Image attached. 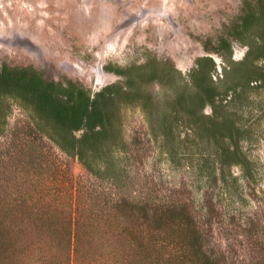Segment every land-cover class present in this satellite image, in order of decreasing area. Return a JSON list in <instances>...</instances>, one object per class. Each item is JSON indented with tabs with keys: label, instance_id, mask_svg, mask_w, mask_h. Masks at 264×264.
<instances>
[{
	"label": "trees",
	"instance_id": "1",
	"mask_svg": "<svg viewBox=\"0 0 264 264\" xmlns=\"http://www.w3.org/2000/svg\"><path fill=\"white\" fill-rule=\"evenodd\" d=\"M234 42L248 48L242 60ZM203 46L223 58L222 75L209 55L184 75L150 52L105 67L121 78L93 90L0 64V137L20 109L36 134L118 192L104 220L85 204L59 217H0V264H264V164L255 152L264 142V0H244L239 18ZM130 112L154 155L183 175L169 199L122 194L139 163L126 140Z\"/></svg>",
	"mask_w": 264,
	"mask_h": 264
},
{
	"label": "rangeland",
	"instance_id": "2",
	"mask_svg": "<svg viewBox=\"0 0 264 264\" xmlns=\"http://www.w3.org/2000/svg\"><path fill=\"white\" fill-rule=\"evenodd\" d=\"M243 2L0 0V64L33 65L50 80L70 78L93 90L121 78L105 67L140 63L150 52L172 60L184 75L198 57L209 55L222 75L223 58L206 52L203 42L216 43L239 18ZM247 49L234 42L233 59L242 60ZM129 116L126 140L139 163L122 194L146 196L157 190L158 196L169 199L168 189L179 186L183 175L154 155L140 115ZM9 121L8 133L0 137V217H59L82 204L87 215L103 220L112 215L110 206L118 192L36 134L22 110L15 109ZM255 152L264 164V142ZM17 202L22 205L15 207ZM106 228L109 225L101 226L99 233ZM29 230L38 236L46 232Z\"/></svg>",
	"mask_w": 264,
	"mask_h": 264
}]
</instances>
